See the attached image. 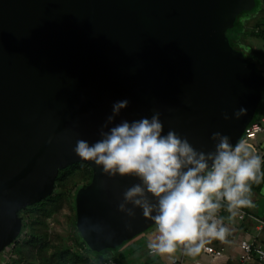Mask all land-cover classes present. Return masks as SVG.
<instances>
[{"label":"water","instance_id":"obj_1","mask_svg":"<svg viewBox=\"0 0 264 264\" xmlns=\"http://www.w3.org/2000/svg\"><path fill=\"white\" fill-rule=\"evenodd\" d=\"M255 0H0V252L20 234L18 212L47 198L60 170L81 162L75 227L92 252L153 222L117 211L131 177H108L73 152L119 123L160 113L193 147L214 132L240 140L254 121L264 71L225 35ZM128 105L113 118L114 102ZM246 111L233 117L234 110ZM227 113L229 119H223Z\"/></svg>","mask_w":264,"mask_h":264},{"label":"clouds","instance_id":"obj_2","mask_svg":"<svg viewBox=\"0 0 264 264\" xmlns=\"http://www.w3.org/2000/svg\"><path fill=\"white\" fill-rule=\"evenodd\" d=\"M127 105V99L114 102L108 122ZM245 111L241 107L232 116ZM222 117L229 119L227 113ZM210 139L212 150L197 149L176 131L164 132L160 113L154 111L150 117L115 123L94 142L77 139L73 152L108 177L137 181L123 190L117 211L134 217L139 210L153 222L150 252L172 254L182 247L195 256L210 239L225 240L230 229L220 211L231 218L252 207V184L264 177V156L247 140L232 143L219 131Z\"/></svg>","mask_w":264,"mask_h":264},{"label":"rangeland","instance_id":"obj_3","mask_svg":"<svg viewBox=\"0 0 264 264\" xmlns=\"http://www.w3.org/2000/svg\"><path fill=\"white\" fill-rule=\"evenodd\" d=\"M247 40L248 46L255 45L264 53L258 38L250 36ZM90 178L91 169L81 162L62 169L47 198L19 211L21 232L13 244L0 252V264H90L86 253L94 260L101 259L92 251H83L75 227V195ZM154 227L145 231L151 233Z\"/></svg>","mask_w":264,"mask_h":264},{"label":"crops","instance_id":"obj_4","mask_svg":"<svg viewBox=\"0 0 264 264\" xmlns=\"http://www.w3.org/2000/svg\"><path fill=\"white\" fill-rule=\"evenodd\" d=\"M241 14L246 15L243 19H237L238 27L235 30L232 29L233 32L230 33L232 34L233 44L235 47L242 49L248 57L257 61L264 71V53L259 51L255 45L248 46L247 44V39L253 36L254 33L264 35V0H255V7L252 10L242 12L236 18ZM256 38L262 43L263 37ZM255 120L260 123L263 131L256 136L251 144L256 149L257 154L264 156V87ZM262 170H264V165H262ZM251 191L253 206L239 209L246 213L244 218L238 219L237 215L230 218L229 212L224 209L220 211V215L224 217V222L229 227L230 233L224 241L210 239L206 242V244L223 249V257L219 259L209 258L201 251L195 256H189L185 254L182 247H178L177 251L172 254L149 253L146 246L148 240L156 235L155 227L151 233H148V231L141 232L109 249V252L103 255L101 259L112 258L120 264H196L197 261L204 264H264L257 261L241 263L238 260V241L240 239H248L255 244L264 246V224L258 223V221L264 223V177L261 178L258 184H252Z\"/></svg>","mask_w":264,"mask_h":264},{"label":"built area","instance_id":"obj_5","mask_svg":"<svg viewBox=\"0 0 264 264\" xmlns=\"http://www.w3.org/2000/svg\"><path fill=\"white\" fill-rule=\"evenodd\" d=\"M262 43L264 45V37L262 39ZM263 131L262 126L260 123L256 120L250 122L247 126H245L241 139L247 140L250 144L251 142L256 138L258 134H260ZM220 215V213H219ZM246 216V213L242 210H238L237 212V218L241 219ZM225 223V222H224ZM260 224H264L261 221H258ZM18 238V237H17ZM16 238V239H17ZM16 239L14 241H16ZM14 241L11 243L13 244ZM80 243V241H79ZM147 247V246H146ZM83 251L86 253V249L84 247ZM149 251V249L147 248ZM238 260L241 263H247L250 261H257L264 263V246L255 244L253 241L248 240V239H240L238 241ZM201 252L208 256L209 258L212 259H219L223 257V249L222 248H216L213 245L210 244H204L203 247L201 248ZM149 253H153L150 252ZM87 257L90 259V264H120L117 261H115L112 258H106V259H99V260H94L90 255L86 253ZM196 264H204L201 261H197Z\"/></svg>","mask_w":264,"mask_h":264},{"label":"trees","instance_id":"obj_6","mask_svg":"<svg viewBox=\"0 0 264 264\" xmlns=\"http://www.w3.org/2000/svg\"><path fill=\"white\" fill-rule=\"evenodd\" d=\"M238 18H236L233 22H230L229 23V25L228 26H226V29H225V35L230 39V41L232 42V44H233V38H232V34H230V33H232L233 32V30H235V29H237V25H238V20H237ZM233 29V30H232ZM253 36H255V37H264V35L262 34V33H259V34H257V33H254L253 34ZM234 45V44H233ZM246 55V54H245ZM246 56H248V55H246ZM255 120V119H254ZM61 171V170H60ZM59 171V172H60ZM59 172H58V174H59ZM58 174H57V176H58ZM56 179H57V177H56ZM55 179V180H56ZM91 179V178H90ZM89 182H90V180H89ZM88 182V183H89ZM87 183V184H88ZM19 213V212H18ZM19 215V214H18ZM79 241H80V244H81V246L82 247H84L85 249H86V251H88V252H90V250L85 246V244H84V242L82 241V239H81V237L79 236ZM109 251L108 250H105V251H101V252H98V253H95V254H98V255H100L101 256V258L103 257V255H105V254H107Z\"/></svg>","mask_w":264,"mask_h":264},{"label":"flooded vegetation","instance_id":"obj_7","mask_svg":"<svg viewBox=\"0 0 264 264\" xmlns=\"http://www.w3.org/2000/svg\"><path fill=\"white\" fill-rule=\"evenodd\" d=\"M246 54V53H245ZM247 55V54H246Z\"/></svg>","mask_w":264,"mask_h":264}]
</instances>
